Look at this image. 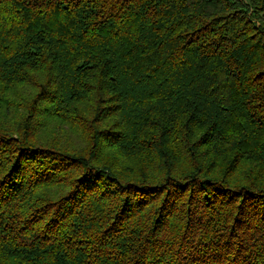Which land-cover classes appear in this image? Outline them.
I'll list each match as a JSON object with an SVG mask.
<instances>
[{"label":"trees","instance_id":"1","mask_svg":"<svg viewBox=\"0 0 264 264\" xmlns=\"http://www.w3.org/2000/svg\"><path fill=\"white\" fill-rule=\"evenodd\" d=\"M0 264H264V0H0Z\"/></svg>","mask_w":264,"mask_h":264}]
</instances>
